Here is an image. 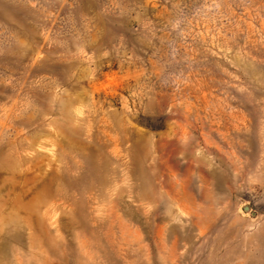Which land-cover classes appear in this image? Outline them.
Returning <instances> with one entry per match:
<instances>
[{
  "label": "rangeland",
  "instance_id": "obj_1",
  "mask_svg": "<svg viewBox=\"0 0 264 264\" xmlns=\"http://www.w3.org/2000/svg\"><path fill=\"white\" fill-rule=\"evenodd\" d=\"M0 264H264V0H0Z\"/></svg>",
  "mask_w": 264,
  "mask_h": 264
},
{
  "label": "water",
  "instance_id": "obj_2",
  "mask_svg": "<svg viewBox=\"0 0 264 264\" xmlns=\"http://www.w3.org/2000/svg\"><path fill=\"white\" fill-rule=\"evenodd\" d=\"M245 209H247V207H245Z\"/></svg>",
  "mask_w": 264,
  "mask_h": 264
}]
</instances>
